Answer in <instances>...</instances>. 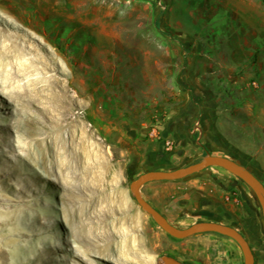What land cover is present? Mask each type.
Masks as SVG:
<instances>
[{"label":"rangeland","instance_id":"rangeland-1","mask_svg":"<svg viewBox=\"0 0 264 264\" xmlns=\"http://www.w3.org/2000/svg\"><path fill=\"white\" fill-rule=\"evenodd\" d=\"M46 126L78 148L60 180L33 140ZM203 126L249 156L264 181V0H0V264H243L226 237L168 236L129 188L147 170L201 159ZM212 174L225 173L209 168L141 194L186 227L202 219L207 187L218 202L231 198ZM222 201L213 211L223 221L218 207L249 224L241 201ZM257 223L247 240L264 264L261 215ZM81 238L110 254L83 256Z\"/></svg>","mask_w":264,"mask_h":264},{"label":"water","instance_id":"water-1","mask_svg":"<svg viewBox=\"0 0 264 264\" xmlns=\"http://www.w3.org/2000/svg\"><path fill=\"white\" fill-rule=\"evenodd\" d=\"M210 167L221 168L240 179L252 192L260 206L264 222V187L260 181L240 164L224 156L205 155L198 161L168 170H148L135 179L129 185L132 196L140 207L153 222L168 236L175 239H186L204 233H214L226 237L236 243L243 256V264H254V257L249 243L244 236L234 227L210 221H199L186 227H179L171 223L165 216L156 210L141 194V188L153 182L184 180L199 174ZM157 264H188L173 257L162 256Z\"/></svg>","mask_w":264,"mask_h":264},{"label":"flooded vegetation","instance_id":"flooded-vegetation-1","mask_svg":"<svg viewBox=\"0 0 264 264\" xmlns=\"http://www.w3.org/2000/svg\"><path fill=\"white\" fill-rule=\"evenodd\" d=\"M202 138H203V156L205 155H218V156H224L229 158L230 160L235 161L236 163L240 164L243 168L248 170L250 173H252L262 184L264 187V181L261 179L257 172L256 164L251 163L250 158H247L244 154L237 153L234 149H232L229 145H227L222 138L215 132L211 127H202ZM210 168H218V167H210ZM207 168L206 170H208ZM221 169V168H218ZM204 170V171H206ZM225 174L223 175H210L209 181L211 185L214 187V190L221 191L224 194H230L231 198L229 196H224L223 201L224 203H228L229 206H237L240 204V201L243 204V210L244 212L249 215V232L250 236H253V238H257V230H258V215H261V209L258 205L255 197L253 196L251 190L237 177L234 175L228 173L227 171L221 169ZM204 192L206 193V198L203 202H212V207H214V204H217L218 206H222L221 201L218 202V200L215 197V194L213 192V189L207 187ZM252 199V200H251ZM212 207L210 208H204V209H197L198 216L202 217V219L196 220L195 222L199 221H210V222H217L210 219H205L207 216L210 215V210H214ZM156 209V208H155ZM210 209V210H209ZM158 210V209H156ZM209 210V211H208ZM159 211V210H158ZM160 212V211H159ZM163 216H165L162 212H160ZM252 215V216H251ZM166 217V216H165ZM263 220V217H262ZM194 222V223H195ZM172 223V222H171ZM220 223V222H218ZM223 224V223H222ZM230 226V225H228ZM233 227V226H231ZM235 228V227H234ZM238 232H240L244 238L247 240V235L243 232H241L238 228H235ZM248 242V240H247ZM249 243V242H248ZM250 248L251 244L249 243Z\"/></svg>","mask_w":264,"mask_h":264},{"label":"bare ground","instance_id":"bare-ground-1","mask_svg":"<svg viewBox=\"0 0 264 264\" xmlns=\"http://www.w3.org/2000/svg\"><path fill=\"white\" fill-rule=\"evenodd\" d=\"M30 67H31L30 72H34L36 70L34 65H31ZM18 74H19V71L13 70V72H10L9 74H7L6 77L9 81L10 79H13L15 76H18ZM41 131L42 130H40V132ZM38 134H39V132H38ZM60 137H61V131H59L55 128H54V130H52L46 126L45 130L41 134L36 136V138H33V140L35 141V144L41 145L42 149L41 148L40 149L42 150L41 156H42L43 162L45 161L44 155L49 154L50 168L47 166L48 168L46 167L45 169L48 171V173L50 175H55L57 180H60L63 177L64 166L67 165V167L69 166V167L73 168L74 163L69 162V159L74 158L75 156H77L79 154L78 148H76L75 145H72L70 147L66 146L67 147L66 148L63 144L64 142L61 140ZM28 149L30 151V146H28ZM45 153H47V154H45ZM86 170H89V169H85L83 171V173H84V177L86 175V177L88 179V174H86V172H88V171H86ZM69 176L72 178H76L77 174H75L74 170H72V172L69 174ZM91 183H92L91 180H88L87 184L89 185ZM76 202H77L76 198L74 197V194L72 192L70 202H69L72 208H74ZM72 215H73V218H75L76 220L78 219L77 211L75 208L72 210ZM48 225H50V224H48ZM129 250H131V248L127 246L123 249L122 248L119 249L118 251H119V253H121V252L127 253ZM76 251L83 254V256L90 255L91 253L105 255V256H108L110 254L109 250L107 249V244L99 246V245H96L90 239H85V238H81L80 243L76 244ZM112 259H113L112 261L114 262V264H122V262H120V260H118L117 258H112Z\"/></svg>","mask_w":264,"mask_h":264},{"label":"crops","instance_id":"crops-1","mask_svg":"<svg viewBox=\"0 0 264 264\" xmlns=\"http://www.w3.org/2000/svg\"><path fill=\"white\" fill-rule=\"evenodd\" d=\"M204 204L203 207L205 208H210L212 207V202H202ZM213 208V207H212ZM210 210V209H209ZM208 210V211H209ZM210 215H206L207 217L205 219H210V220H214V221H217V222H220V223H223L225 225H230V226H233L235 228H238L241 232L245 233L246 235H249L250 234V230H249V226L247 223H244L242 224V220L239 218L240 215L239 213H227V212H223V211H220V208L218 207V212L221 213V216H224L226 217L229 221L231 222H225L221 219L220 215L218 213H215L214 211L210 210ZM240 224L242 227H240ZM243 228V229H242Z\"/></svg>","mask_w":264,"mask_h":264},{"label":"trees","instance_id":"trees-1","mask_svg":"<svg viewBox=\"0 0 264 264\" xmlns=\"http://www.w3.org/2000/svg\"><path fill=\"white\" fill-rule=\"evenodd\" d=\"M220 21L222 22V24H226V25H228L229 26V24H228V21H226L225 19H220ZM222 138V137H221ZM222 140L227 144V145H229L232 149H234L237 153H240V154H244V153H242V152H240L238 149H236V148H234L233 146H231L225 139H223L222 138ZM247 158H249V156H247L246 154H244ZM155 156H157V158L154 160L157 164L159 163H163V165H165V164H167L166 163V160H163V157H162V153H157V155H155ZM153 158V157H152ZM255 164V163H254ZM155 170H158V169H155ZM148 171V170H147ZM184 263H188V262H184ZM188 264H190V263H188Z\"/></svg>","mask_w":264,"mask_h":264},{"label":"built area","instance_id":"built-area-1","mask_svg":"<svg viewBox=\"0 0 264 264\" xmlns=\"http://www.w3.org/2000/svg\"><path fill=\"white\" fill-rule=\"evenodd\" d=\"M164 144H165V146H166V149H167V150H170V148H171L170 142L167 141V142H165Z\"/></svg>","mask_w":264,"mask_h":264}]
</instances>
